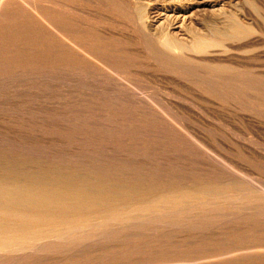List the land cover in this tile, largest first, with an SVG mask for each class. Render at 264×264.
I'll list each match as a JSON object with an SVG mask.
<instances>
[{
	"label": "bare ground",
	"instance_id": "1",
	"mask_svg": "<svg viewBox=\"0 0 264 264\" xmlns=\"http://www.w3.org/2000/svg\"><path fill=\"white\" fill-rule=\"evenodd\" d=\"M39 1H41V0H39ZM46 1H48V0H45V2ZM90 1H92V0H90ZM95 1H98V3H99V1H102V2L104 1L107 4V6H110L111 8H113L117 11L118 16L119 15L124 16V18L127 19L128 21H130L132 23L135 22L138 25L137 33L135 34V31L134 32L131 31L132 33H129L128 32L129 30L127 31L125 28L127 24H125L123 22L124 19L118 17L117 15H116L117 16L116 17L112 14H109L105 10V8L107 6L105 8H102L100 6L95 8V6H92V7L89 6L90 3H89V5L82 4L81 0H80L81 3H78V4L74 3L75 1L71 2L69 0H51V2H53L54 6H55V7H53V10H54V8L57 9V11L54 10L56 12L55 13L56 16L53 17V19L51 20V22L53 23L52 25L57 30V32L65 30L68 33H73V34L76 33L79 35L75 39H73V38L71 39V37H73V36L68 38V37L62 36V34L59 36H56V39L54 38L55 45L54 44L53 45L55 48L57 47L56 50H53V51H55V55L53 54L55 56L54 57L55 60L52 62L53 64L49 67L48 70H50V72L56 74V76L59 78V76L62 75V74H60V72H63L60 70V67L67 65V64L64 65L62 63V60H61V59H63V54L65 55V53H68L69 54L68 57H70L71 59L78 61V63H75L76 61H74V63L76 65L77 64L80 65L79 62H82L81 64L82 65L84 64L86 66H90L91 64L97 65V69H99V71H95L94 73L99 72V75L94 76V77H96V78L98 77L99 79H98V81H96L97 79L95 81L97 82V84L98 83H104L105 84L104 87H109L108 90L106 88L105 89L107 91L110 90V92L112 93V94L110 93V95H111L110 96L111 98L109 101L110 105L114 104L113 101L116 100L117 104L116 103L115 104L118 105V107H119L117 109L114 108L112 110H109V112H108L109 116L108 117L110 119L108 117H104L106 115L105 114L106 110L101 109L102 111L101 110L100 111L102 113L103 112H105V113L103 115L99 111L100 115L97 114L98 116H100L99 120H100L102 115H103L102 118L103 117L107 118V121L110 123L113 121V119L114 120L116 119L117 121L116 120L114 121L115 125L118 124V123H116V122H118V120L119 121L121 120L122 123H121V121L119 122L120 127L123 124L124 125L128 124L129 126H132L133 127L132 129H134V127H136V128L138 127V129H141L140 131H142L139 133H143V135L146 134L147 137L156 134V132L154 131L155 129H158V128L161 129V127H163V129H164V127H165L164 130H166V128L168 126H170L169 124L173 125L175 123H177V124L182 123L184 126H186L187 123L189 124V122L192 121V118L194 117V115L200 116L201 112H199V111H202V110H206L208 113L216 114V115H224V114H226V112H235L241 116L243 122H247L248 124H264V118L260 114H257L255 112H251L252 114L248 115V114L243 113L241 110H238L235 108L231 109L229 107L230 104L224 100L225 99V98H223L224 93L221 89L215 88V89H210V90L209 89L203 90L202 88L198 87L194 81H192V79L187 75V73H185V70H187V71H189L191 69L193 70L194 67H198V66H199V68L201 67L200 70L202 69V67L204 68V69H202V71H204L203 74L204 73L207 74V72H208L207 70H210L211 72H216L220 75L225 74V73H230L232 70H234L233 68H236V67H231V66H227L224 64L233 63V61L240 63L237 59L234 58L236 56V54H234V53H236L237 51H241V50L245 49L246 47H242L239 44L241 42L249 40L253 36L259 34L258 26H256L255 23L248 20L244 14L242 15L241 13L238 14V13H232V12L228 13V12H225L226 8L222 7L221 9L219 8L217 10V12L219 14H223V15H227V16L222 20L223 22L221 21L219 24H217L211 28L200 27L197 23L194 22V20L192 18L189 19V22H188L186 19V18H188V16L186 15V17H185L184 14H183L184 18L182 20L180 18L168 16L165 18L164 21H162V22L160 21L159 23H157V26L155 25L153 28L152 27L150 28L148 25L150 17L146 11L147 9H145L142 6L141 7L135 6L133 3L134 0H95ZM189 1H191V0H189ZM244 1H246L251 7H254V8H256V4H257L256 2H258V0H244ZM1 2H3V1H0V3ZM93 3H95V2H93ZM138 3L139 2H137V4ZM178 3H179V1L176 4H178ZM196 3H194V4H196ZM259 3L261 4L260 1H259ZM21 4L24 5L25 3L24 4L21 3ZM28 4H30V3H28ZM37 4H39V3H37ZM102 4H101V6H104V4L103 5ZM8 5L10 6V4H8ZM13 5L11 6V8L13 7ZM16 5L17 4H15V6ZM3 6L1 5V7H3ZM30 6H31V4H30ZM30 6H29V8H30ZM146 6H147V4H146ZM180 6H183V5L180 4ZM261 6H263V5H261ZM5 7H6V5H5ZM18 7H20V5ZM47 7H50V6H47ZM64 7L71 8L72 10H74L75 12H77L79 14L78 15L79 17L78 16L74 17V15L69 13L70 11H68ZM33 8H35V7H33ZM257 9H259V6ZM2 10H5V9L3 8ZM14 10L10 9L9 11L14 12ZM45 10H43V11L45 12ZM66 10L68 11V13ZM187 10H188V8H187ZM38 11L41 12L42 10H37V13H38ZM48 11H49V9H48ZM184 11H185V9H184ZM44 12H42V13H44ZM109 12H111V11H109ZM174 13H176V12H174ZM4 14L5 13H3V15ZM7 14H10V13H7ZM14 14H16V12L13 13V15ZM32 14H33V11H32ZM191 14H189V15L192 16ZM19 16H21V12H20ZM30 16L32 17V15H30ZM41 16H43V15L41 14ZM44 16H45V14H44ZM49 17H51V16H49ZM19 18L22 20V17H19ZM5 19L6 18H4V20ZM15 19L13 18V20H15ZM24 19H25V17H24ZM42 19H44V18L42 17ZM46 19H45V21H46ZM32 20H34V19H32ZM49 21L50 20L48 18L47 23H49ZM7 22H8V20H7ZM12 22H15V21H12ZM27 22L29 23V21H27ZM155 24H156V22H155ZM9 25H11V24H9ZM12 25L14 26L12 28H15V25L14 24H12ZM32 25H34V24H32ZM42 26H44V22H43ZM49 26H50V24H49ZM6 27H8L7 24H6ZM20 27H23V26H20ZM5 29L6 28H4V31H5ZM23 29H26V27L25 28L23 27ZM44 29L45 28H43V30ZM49 29H51V26ZM52 30L54 31V29H51V31ZM11 31H13V30H11ZM34 31H36V29ZM20 32H22V31H20ZM44 32H45V30H44ZM57 32H54V33L56 34ZM0 33L2 34L5 32L0 31ZM12 33H10V34H12ZM34 33H36V32H34ZM54 33L52 32V34H54ZM7 34H9V32L6 33V35ZM103 34H107L110 37L108 39H109V42H111V43H114L115 41L129 42L132 44L133 47H135V49L131 50V49L127 48V46H124V45H112V44L110 45L109 43H106V41H103V39H104ZM6 35L4 36V34H3V36H4V37L2 36L3 41L0 43V67L1 68L6 67L7 69L9 68V71H13L16 73L17 71L22 70V69H20L21 66L26 67L27 66L26 63L29 64V62L26 61L27 60L26 58H25L26 60L24 59L26 61L25 63L22 62L24 57L21 58L22 57L21 53H22V51H24L25 46L22 50L21 45H20V47L18 45V44H20L19 42H18V44L13 43L15 41L12 39V38H14L13 37L14 33L12 34L11 38H10V36H6ZM16 35H14V36H16ZM29 35H30V33H29ZM43 35H45V34H43ZM46 37L47 36H45V38ZM21 38L23 39V37H21ZM35 38H36V36L34 37V39ZM37 38H38V36H37ZM31 39L32 38H30L29 40H31ZM34 39H32V41ZM42 40H43V37H42ZM23 42H24V39H23ZM27 42H29V41H27ZM25 44H27V43H25ZM44 44H45V42H44ZM49 44H50V42H49ZM31 45L32 44H30V42H29V45H27V46H31ZM42 45H43V43L41 44V46ZM64 46L66 49L64 48ZM31 48H33V47L31 46ZM46 48H45L44 52L46 51ZM20 49L22 51H20ZM36 49H38V48H36ZM35 51L33 53V56L36 53ZM28 52L30 53V51H28ZM52 53L53 52L50 51V54H52ZM37 56H38V54H37ZM42 56H45V53H44V55L42 54ZM49 57L51 58V56H49ZM80 57H83L84 60L79 61ZM38 58H39V56L36 57L35 59H38ZM32 59H34V57ZM51 59H49V60H51ZM43 61H45V60H43ZM68 61H67V63H68ZM31 62H33V60ZM35 62H37V60ZM31 64L33 65V63H31ZM36 64H34V68L36 67L35 66ZM241 64H243V63H241ZM41 65L43 66V63L41 64V62H40V66ZM69 65H71V63ZM235 65H236V63H235ZM13 66H16V67H13ZM17 66L19 68H17ZM237 66L239 67L240 65H237ZM243 66L245 67V65H243ZM44 67H45V65H44ZM67 67H69V66H67ZM11 68H13V69H11ZM85 68L86 67H84L83 69H77L76 68L78 73H76V70H75V73H76V75H79L78 81L81 84L85 85L86 83H88V86H89L90 84L87 81L90 77H88L89 73L86 72L87 70ZM245 68H247V67H245ZM26 69H28V67H26ZM32 69H29V71ZM38 69L36 70L37 72H38ZM63 69H64V67H63ZM94 69H95V66H94ZM205 69H207V70L205 71ZM48 70H46V71H48ZM70 71H71L70 73H74L73 69L72 70L70 69ZM133 71H138L137 74L142 73L146 76L152 77L153 79H157L160 82H166L168 85L172 86V89H171L172 95L168 94V96L170 98H166V100H165L166 103L160 104L157 101V98L155 96L157 95V97H159V95H160L159 92L157 94H154L153 92L142 91V89L135 91L134 87H135L136 82H135V84H133L127 78V76L125 77L126 73H131ZM32 72H34V71H32ZM90 72L92 73L91 70H90ZM248 72H246L247 75H248ZM27 73H29V72H27ZM45 73L48 74L47 72H45ZM0 74H1V72H0ZM18 74H20V72ZM18 74L17 75L15 74V75L19 77L20 75H18ZM31 74H34V73H31ZM39 74L41 75L40 72L38 73V76H39ZM200 74H201V72H200ZM249 74L251 75V72H249ZM28 75L30 76V74H28ZM42 75H43V73H42ZM76 75L74 74L75 77H78ZM21 76H22L21 78L23 79L22 73H21ZM34 76L35 75H33L32 77H34ZM38 76H36L37 77L36 79H38ZM45 76L47 77V75H45ZM68 76L69 75L67 74L66 77H68ZM193 76H195V75H193ZM72 77L73 76H71L70 78H72ZM94 77H93V79H94ZM149 77H146V78L148 79ZM10 78H9V80H10ZM39 78L41 80L42 76H40ZM47 78H49V76ZM226 78H224V79L228 80V78L227 79ZM231 78L232 77H230V79ZM7 79H8V77H6V80ZM56 79H54L55 84H57L56 81H58ZM134 79H136V78H134ZM218 79H222V78H218ZM238 79H240V78H238ZM13 80L16 82L15 79H13ZM49 80H51V79H48V81ZM73 80H75V79H73ZM205 80H207V79H205ZM208 80L211 81V79H208ZM229 80L227 82H230ZM232 80H233V78L231 79V82H232ZM234 80H236V79H234ZM247 80H249V79H247ZM253 80L256 81L257 79H252V81L250 80L248 82V84L250 82H253L254 84L253 85L251 84L252 86L248 87L247 81L244 82L246 84L243 83L244 80L241 81L242 82L241 85H243V84L247 85V86H244V88L247 87V88H250V90H253L254 87L256 86V84L258 83V81H260L258 79L257 83L255 84V82ZM14 81L12 82V84L14 83ZM18 81H19V79H18ZM51 81H53V80H51ZM59 81H61V80H59ZM68 81H69V79H68ZM78 81H76V82H78ZM120 81H122V82L124 81L123 83H125V81H126V83H128V85H129L128 86L126 84L127 87H130V88L125 87L123 83H121V85H119ZM221 81H223V80H221ZM238 82H240V81H237V83ZM24 83H26V82H24ZM38 83L39 82H37V84ZM42 83H46V81H43ZM59 83H61V82H58V86H60ZM73 83H74V81H73ZM80 83H78V84L81 85ZM196 83H199V82H196ZM214 83H217V82L215 81ZM62 84H64V86L65 85L67 86V84L63 83V81H62ZM72 84L68 83V85H70V86H73ZM78 84L77 83L74 84L75 86H73V87L69 86V88H72L75 91L74 87L77 86V88H78L79 87ZM93 84H96V83H93ZM39 85L40 84H38L37 86H39ZM83 85H81V87ZM98 85H100V84H98ZM122 85H123V87H122ZM210 85H212V84H210ZM241 85H240V87H242ZM257 85H259L258 86V88H259L260 86L263 85V82L261 84L258 83ZM44 86L46 87V84H44ZM85 86H83V87L86 89ZM112 86H114V88H116L117 91L119 90V93L118 92L115 93L116 92V91H114L115 89H111ZM226 86L229 87L228 84ZM231 86L232 85H230V89H231ZM237 86L235 84V87H237ZM214 87H216V86H214ZM263 87H264V85H263ZM30 88H28V89H30ZM79 88H78V90H79ZM141 88H142V86H141ZM239 88H237L238 89L237 91L234 90L235 93L236 92L238 93ZM64 89H65V87H64ZM90 89H88V91ZM92 89L90 91H92ZM143 89H145V88H143ZM179 89L181 91L184 90L185 92H188L189 93L188 95L193 94V96H197L200 100H202L206 104H208V106H200L199 105L200 107H196V108H192L190 106H185L180 101L184 100V102L185 101H189L192 103H195V102L193 101V99L191 97H189L186 93L185 94L182 93ZM205 89H207V87ZM232 89H234V88H232ZM255 89L257 90L258 95H259L262 88L260 89V91H258L257 86H256ZM255 89H254V92L256 91ZM31 90H33V89H31ZM65 90H67V89H65ZM81 90L82 89H80V91H79L80 94L81 93L86 94L85 91L87 89L86 90L83 89V92H81ZM106 90H104V91H106ZM70 91L71 90L68 91V94ZM113 91H114V93H113ZM240 91L242 93V89ZM263 91H264V88H263ZM98 92H100V91H97V94H98ZM42 93H43V91H42ZM103 93H105V92H103ZM108 93L109 92H106V94H108ZM15 94L17 95V92H15ZM19 94H21V93H19ZM71 94H75V93H71ZM85 94H81V96L84 95L83 98H87V100H89L88 99L89 97H85ZM88 94H91V93H88ZM121 94H122L123 98H122ZM2 95H4V94H2ZM99 95H101V94L99 93ZM242 95H243V93H242ZM253 95H254V97L251 95L253 98H255L257 96V95H255V93H253ZM261 95H262V93H261ZM73 96L74 95H72V97ZM44 97H45V95H44ZM247 97L251 99L250 95L246 96V98ZM260 97L261 96H259V100L257 97H256L257 99L256 98L255 99L257 101L261 102L262 98L260 100ZM76 98H78V97H76ZM113 98H115V100H112ZM46 99H48V98H46ZM65 99H67V98H65ZM240 99H242V98H240ZM244 99H245V97H244ZM76 100L77 99L74 98V100H72V102L76 101ZM245 100H247V99H245ZM79 101H81V100H78V102ZM93 101H95V100H93ZM109 102H107L106 104H108ZM245 102H247V101H245ZM248 103H250V102H248ZM53 104H55V103H53ZM77 104H79V103H77ZM89 104H91V103H89ZM92 104H91V106H92ZM100 104H101V101H100ZM238 104H240V102H238ZM257 104H259V103L257 102ZM257 104H256V106H257ZM74 105L75 104H73V106ZM102 105L104 106V104H101V106ZM249 105H251V104H249ZM249 105H248V107H249ZM23 106H24V104H23ZM113 106H111V108H113ZM251 106H250V108L252 109L253 107H251ZM32 107H34V106H32ZM109 107L110 106L108 105L107 111H108ZM115 107H117V106H115ZM258 107H261V106H258ZM71 108H69V109H71ZM85 108H84V110H85ZM236 108H237V106H236ZM13 109H14V107H13ZM245 109H247V108H245ZM262 109H264V108H262ZM56 110H57V108H56ZM76 110H78V109H76ZM197 110H199V111H197ZM33 111L35 112L34 108H33L32 112ZM57 111H56V113H57ZM86 111H88V110H86ZM64 112L66 113V111H64ZM43 113H47V112H43ZM49 113H51V112H49ZM52 113H53V111H52ZM91 113H93V112H91ZM108 113H107V115H108ZM261 113H263V112H261ZM210 114H208V116ZM62 115H64V117H66L65 114L62 113ZM78 115H80V114H78ZM86 115L87 114H84L82 117H84ZM35 116H36V114H35ZM68 116H70V115H68ZM77 116H74L75 119ZM91 116H93V115H91ZM42 117H44V116H42ZM64 117H62V119ZM87 117H89V116H87ZM84 118H86V117H84ZM104 118H103V120H104L103 122H105ZM69 119L71 120L72 117ZM86 119H88V118H86ZM94 119H96V118H94ZM194 120L195 119H193V121ZM59 121H61V120H59ZM91 121H93V119ZM31 122H33V121H31ZM97 122H98V120H97ZM62 123H61V125L64 124V123L63 124ZM69 123H71V122H69ZM110 123L108 125H110ZM43 124L44 123H42V125ZM103 124L104 123H102V125ZM105 124H107V123H105ZM20 125H22V124H20ZM85 125H84V127H85ZM108 125H106V126L108 127ZM44 126H45V124H44ZM117 126H119V125H117ZM37 127H38V124H37ZM111 127H116V126H111ZM171 127H173V126H171ZM58 128H59V125H58ZM97 129L99 130L100 126H98ZM35 130H37V128ZM57 131H58V129H57ZM66 132H68V130ZM100 132H102V131H100ZM137 132H138V130H137ZM178 134H179V132H178ZM49 135H51V134H49ZM143 135H141V136H143ZM66 136L69 137L68 135H66ZM143 137L145 138V136H143ZM88 141H90V140H88ZM182 141H185V140H182ZM38 142H39V140H38ZM40 143H39V145H40ZM82 143H81V145H82ZM35 144H37V143H35ZM156 144H158V143H156ZM162 144H164V143H162ZM172 144H174V143H172ZM177 144H179V143H177ZM177 144H176V146H177ZM24 145L27 146V144H24ZM30 145H33V143ZM147 145H148V143H147ZM75 146H76V144H75ZM2 147H5V146L4 145L1 146V149H0V264H264V194L259 193L258 189L255 186V188L257 189V191H256L251 185L252 182L250 184V183H246V182L236 181L237 179L236 180L234 179L235 181H230L231 176H229V174L227 172L223 171L224 173L228 174L229 181H227V182L223 181L224 183L220 182V184H216V185H214V184L210 185L208 183L209 184V186H208L206 184L207 182L202 180L203 184L207 185V186H203L205 190H203L202 192L188 191V190H183L180 188H173L169 183L168 184L170 186H168V185L167 186L156 185L154 183L153 184H140V185H136V183H135V185H134V184H130V183L126 182L125 180L119 179L120 177L117 178L118 176H121L120 174L117 176L115 175L116 177H114V178L113 177L111 178L108 175H106L107 173L106 174L102 173L101 169H100L101 172L98 171L97 169H99L100 167L99 168L96 167L97 169H94V167L91 166L92 168H90V165L88 163H86V164L89 165V167L87 165H86L87 167L86 166L85 167H80V166L77 167V165H76L77 163L75 165L73 164L76 162V160L74 162L70 161V162L63 163L62 161H64V159H63L64 157L62 158L63 160H61L60 158H59L60 160L58 159V161H61L60 163L58 161H57L58 163L57 162L44 161V159H43V161H41V159H37L36 157H34L33 154H32L33 156H31V153L26 150L27 148L25 149L27 152L22 151V150L21 151L17 150L19 152H17V151L16 152H10V149L8 148V147H10V145H6V147H5L6 150H5V148L2 149ZM18 147L19 146L17 145V148ZM45 147H46V145H45ZM64 147H62V148H64ZM77 147H78V145H77ZM7 148L9 149V151H7ZM36 148H38V147H36ZM16 149L13 148L11 151L16 150ZM79 149H82V148H79ZM150 149H148V150H150ZM155 149L153 148V150H155ZM184 149L187 152L188 149L187 148H184ZM82 150H80V151H82ZM132 150H134V149H132ZM136 150H137V148H136ZM62 151H63V149H62ZM64 151H65V149H64ZM87 151H88V149H87ZM127 151H129V150H127ZM39 152H41V151H39ZM65 152H66L65 154H67V151H65ZM73 152H74V150H73ZM155 152H153V154ZM190 152H191V150H190ZM32 153H34V152H32ZM68 153H70V152H68ZM121 153H123V152H121ZM166 153H167V151H166ZM34 154H36V153H34ZM36 156H38V155L36 154ZM75 156H76V154H75ZM173 156H175V155L173 154ZM38 157L40 158V156H38ZM58 157H60V156H58ZM66 157H67V155H66ZM87 158H88V156H87ZM108 158H110V157L108 156ZM122 158H124V157H122ZM187 158H189V157H187ZM55 159H56V157H55ZM68 160H69V158H68ZM79 160H80V158H79ZM191 160L193 161V159H191ZM204 160H205V158H204ZM122 161H123V159H122ZM159 161H160V159H159ZM199 161H200V159H199ZM79 162L84 164V161L83 162L79 161ZM102 162H103V160H102ZM102 162H100V163H102ZM162 162H164V161H162ZM78 164L80 165V163H78ZM129 165H130V163H129ZM133 165H135V164H133ZM200 166H202V165H200ZM147 167H148V165H147ZM192 167H193V165H192ZM165 168H167V167H165ZM163 169H164V167H163ZM160 170H161V168H160ZM198 170L200 171V169H198ZM204 171H205V169H204ZM218 171H220V170H218ZM212 172H214V171H212ZM186 173H187V171H186ZM202 174H204V173H202ZM212 175H214V174H212ZM163 176L165 178V175H163ZM189 176H190V174H189ZM218 176L220 177V175H218ZM153 177H155V176H153ZM179 177L182 178L183 176L180 175ZM123 178L124 177H122V179ZM124 179H126V178H124ZM160 179L162 180V182L164 181L162 178H160ZM168 179H170V178H168ZM168 179L167 180L165 179V180L168 181ZM127 180H129V179H127ZM134 180L135 179H133L132 181H134ZM154 180H157V179H154ZM221 180H222V178H221ZM231 180H233V179H231ZM132 181H131V183H132ZM140 181H142V180H140ZM140 181H138V182L141 183ZM174 182L173 183L171 182V183L175 184ZM188 182H189V180H188ZM192 185H194V182ZM253 185H255V184L253 183ZM181 186L184 187L183 185H181ZM199 187H201V186H199Z\"/></svg>",
	"mask_w": 264,
	"mask_h": 264
},
{
	"label": "rangeland",
	"instance_id": "2",
	"mask_svg": "<svg viewBox=\"0 0 264 264\" xmlns=\"http://www.w3.org/2000/svg\"><path fill=\"white\" fill-rule=\"evenodd\" d=\"M0 1H3V2L0 3V12L2 13V14L0 13V16H1L0 17V28H1L0 31L1 32H5V33H2V34L0 33L1 34L0 35V43L3 41V39H2L3 34L5 36L6 33L9 32V34H7L6 36H10V38L12 37L13 33H14V35L17 34L16 36L13 35L14 38H12V39L15 40L13 43L18 44V42H19L20 44H18V45H19V47L21 45L22 50H23V48L25 46L24 51H22L20 49V51H22V53H21L22 57L21 58L24 57L23 60L26 58L27 60L26 59L25 60L29 62V64L26 63V65H27L26 67H28V69H26V67L21 66L20 69H22V70H19L16 73L13 72V71H9V68L7 69L6 67H2V68L0 67V72H1V74H0V84H1L0 85V91H1L0 92V126H1L0 127V149H1V146H3V145L5 147H6V145H10V147L12 146L11 148L8 147L10 149V152H16L17 150H20V151L21 150L22 151H26L27 150V151H29L31 153V156L34 155V157H36L37 159H41V161H43V159H44V161L57 162L58 159L60 158L61 160L64 159V161H62V162L65 163V162H70V161L74 162L76 160V162L73 163V164L75 165L77 163L76 164L77 167H79V166L80 167H85L87 165L86 163H88L90 165V168L94 167V169H97V168L100 167L97 170L100 171V172L102 170V173H104V174L107 173L106 175H108L111 178L112 177L114 178V177H116L117 175L120 174L121 176H118L117 178L120 177L119 179L125 180L126 182H128L130 184H134V185H135V183H136V185L153 184L154 183L156 185H165V186H167V185L170 186L171 185L173 188H180V189H183V190L196 191V192L197 191L198 192H202L203 190H205L203 186H207V185L209 186V184L210 185H213V184L216 185V184H220V182L222 183L223 181L224 182L229 181V178H228V174H229V176H231L230 177V181H235L237 179L236 181H240V182H246V183H250V184L252 182V184H251L252 187L256 191L258 189L259 193L264 194V124H248L247 122H243L241 116L239 114L235 113V112H226V114H224V115H216V114H210L206 110H202V111L197 110V111L201 112V115L200 116L199 115H194V117L192 118V121H190L189 124L187 123L186 126H184L182 123H178V124L175 123L177 126L175 124H173V125L169 124L170 126H168L166 128V130H164L165 127H164V129H163V127H161V129L160 128L155 129L154 131L156 132V134L147 137L146 134L143 135V133H139V132H142V131H140L141 129H138V127L137 128L134 127V129H132L133 127L129 126L128 124H125V125L123 124L120 127L119 122L121 120L120 121L118 120V122H116L118 124H116V125L114 123V121L116 119L115 120L113 119V121H112L114 124L112 122L110 123V122L107 121V118H104V117H108L109 116V113H108L109 110H112L114 108L117 109L119 107H118V105H116L117 102H116L115 98H113L112 100H115L113 102H114V104L115 103L116 104L115 105L114 104L110 105L109 101H110V98H111L110 97L111 96L110 95L111 92H110V90L107 91L109 87H104L105 86L104 83H98L101 86L97 84L96 81H98L99 78L98 77L97 78L94 77V76H98L99 75V72H96L97 74L94 73L95 71H99V69H97V65L91 64L90 66H86L84 64L82 65L81 64L82 62H79L80 65H78V64L76 65L75 63H78V61H76L74 59H71L70 57H68L69 54L65 53V55L63 54V59H61V60H62V63L64 65H66V64L67 65L60 67V70L63 71V72H60V74H62V75L59 76V78H58L56 76V74H54V73L50 72V70H48L49 67L53 64L52 62L55 60V58H54L55 57L54 56L55 55V51H53V50H56L57 47L56 48L54 47V45H55L54 38L56 39V36H59V35L62 34V36H65V37H68V38L73 36V37H71V39L72 38L75 39L79 35V34H76V33H74V34L73 33H68L65 30L57 32V30L52 25L53 23L51 22L53 17L56 16V14H55L56 12L55 11H57L56 8H54L55 11L53 10V7H55L54 3L51 2V0H48L46 2H45V0H41V1H39V0H28L29 2L27 0H26L27 2L25 0H14V1L13 0H10V1L9 0H0ZM69 1H71V2L75 1L74 3H76V4L82 2V4H84V5H89V3H90L89 6H91V7L95 6V8H97L99 6L102 7V8H105L107 6V4L104 1L103 2L99 1V3H98V1H95V0L94 1L93 0L92 1H90V0L89 1L88 0L87 1L86 0H81V2H80V0H73V1L69 0ZM136 1L139 2V3L137 4ZM178 1H179V3H178L179 5L176 4ZM192 1L194 3H196V2L197 3L194 4ZM259 1L261 2V4L259 3ZM263 1L264 0H262V1L258 0V2H256L257 3L256 4V8L251 7L244 0H240V1L239 0H191V1H189V0H184V1L183 0H144V1L143 0H134L133 3H134L135 6H139V7L142 6L145 9H147L146 11H147V13L149 14V17H150L149 18V23H148L150 28L151 27L153 28L155 25L157 26V23H159L160 21L161 22L164 21L165 18L168 17V16L169 17L180 18L182 20L184 18V15H185V17H186V15L188 16V18H186L188 22H189V19L192 18L194 20V22L197 23L200 27L211 28V27H214L215 25L219 24L227 16V15L219 14L217 12V10L219 8L221 9L222 7L226 8L225 12H228V13L232 12V13H238V14L241 13L242 15L244 14L248 20H250L251 22L255 23V25L258 26L259 34L253 36L254 38L252 37L249 40L241 42L239 45H241L242 47H246V48L241 50V51H237L236 53H234V54H236V56L234 58L237 59L240 63L233 61L234 64L233 63L224 64V65H227V66L236 67V68H233L234 70H232L230 73H225V74H221L220 75V74H218L216 72H211L210 70L205 69V71L207 70L209 72V73L207 72V74L204 73L206 75L205 76L203 74L204 71H202V69H204V68L202 67V69L200 70L201 67L199 68V66L198 67H194L193 70L192 69L189 70V71L185 70V73H187V75L192 79V81H194L195 84H197V86L202 88L203 90H208V89L210 90V89H215V88L221 89L223 91V93H224V97L223 98H225L224 100L227 103L230 104L229 107L231 109L235 108V109L241 110L243 113L248 114V115L252 114L251 112H255L257 114H260L264 118V116H263L264 115V109H262V108H264V102H263L264 101V98H263L264 97V95H263L264 94V91H263V88H264L263 87V85H264V81H263L264 80V7H263L264 6V2ZM93 2H95V3H93ZM21 3H23V4L25 3V4L22 5ZM28 3H30L31 6ZM37 3H39V4H37ZM102 3L104 4V6H101ZM8 4H10V6ZM11 4L12 5L14 4L12 8H11V6H12ZM15 4H17L16 5L17 7L20 5V7L17 8L15 6ZM146 4H147V6H146ZM180 4L183 5V6H180ZM1 5L2 6L4 5V6L1 7ZM5 5H6V7H5ZM28 5L30 6V8H29ZM261 5H263V6H261ZM32 6L35 7L36 9L33 8ZM45 6L46 7L50 6V7H47L49 9V11H48V9ZM258 6H259L260 10L257 9ZM109 7L110 6H107L106 7L107 9L105 8V10L109 14H112L114 16H116V15L118 16L117 11L115 9H113L111 7L109 8ZM3 8L5 10H2ZM64 8H66L68 11H70L69 13L73 14L74 17L75 16L77 17L79 15L77 12H75L74 10H72L69 7H64ZM187 8H188V10H187ZM10 9L14 10V12L9 11ZM184 9H185V11H184ZM37 10H42V11L41 12L38 11V13H37ZM43 10H45V12ZM32 11H33V14H32ZM68 11H67V13H68ZM109 11H111V12H109ZM15 12H16V14L13 15V13H15ZM20 12H21V16H19ZM42 12H44V13H42ZM174 12H176V13H174ZM3 13H5V14L3 15ZM7 13H10V14H7ZM41 14L43 16H41ZM44 14H45L46 17L44 16ZM189 14H191L192 16H190ZM30 15H32V17ZM49 16H51V17H49ZM19 17H22V20ZM24 17H25L26 20L24 19ZM42 17L44 19H42ZM47 17L50 20L49 23H47L48 22V18ZM118 17L124 19L123 22L125 24H127L125 28H126L127 31L129 30L128 31L129 33H132L134 31H135V34L137 33L138 25L135 22L132 23V22L128 21L127 19H125L124 16H121V15H119ZM4 18H6L8 20V22H7L6 19L4 20ZM13 18L14 19L16 18V19L13 20ZM32 19H34V20H32ZM45 19H46V21H45ZM153 19L154 20L156 19V20L154 21ZM12 21H15V22H12ZM27 21H29V23ZM43 22H44V26H42ZM155 22H156V24H155ZM6 24H7L8 27H6ZM9 24H11V25H9ZM12 24L15 25V28H12V27H14ZM32 24H34V25H32ZM49 24L51 26V29H54V31L53 30L51 31V29H49L50 28ZM20 26H23L24 28L26 27V29H23V27H20ZM4 28H6L5 31H4ZM43 28H45L44 29L45 32H44ZM35 29H36V31H34ZM11 30H13V31H11ZM20 31H22L23 33L20 32ZM34 32H36V33H34ZM41 32L43 34H45V35H43ZM52 32L53 33L57 32L58 34L54 33L55 34L54 35V34H52ZM10 33H12V34H10ZM29 33H30V35H29ZM103 35H104L103 36L104 37L103 41H106V43H109L110 45L111 44L112 45H124V46H127V48H129L131 50L135 49V47H133L132 44L129 43V42L115 41L114 43H111V42H109V39H108L110 37L107 34H103ZM33 36L34 37L36 36V38L34 39ZM37 36H38L39 39L37 38ZM45 36H47V37L45 38ZM21 37H23L24 42H23V39ZM42 37H43V40H42ZM30 38L34 39L35 41L34 40L32 41V39L29 40ZM26 40L29 41L30 44H32L31 46L33 48H31V46H27V45H29V42H27ZM44 42H45V44H44ZM49 42H50V44H49ZM25 43H27V44H25ZM42 43H43V45L41 46ZM44 47L45 48L47 47L45 52H44V50H45ZM36 48H38V49H36ZM64 48H65V46H64ZM28 51H30V53ZM34 51L36 52L35 53L36 55L34 54V56H33ZM50 51H52L53 53L50 54ZM44 53H45L46 57L42 56V54L44 55ZM37 54H38L39 58L35 59L36 57H38ZM49 56H51L52 59ZM33 57H34L35 60L32 59ZM47 57L49 59H51V60H49ZM23 60H22V62L25 63L26 61L25 60L23 61ZM32 60H33V62H31ZM36 60H37V62H35ZM43 60H45V61H43ZM64 60L65 61L69 60V61L67 63V61L65 62ZM80 60H84V58L80 57L79 61ZM74 61H76V62L74 63ZM40 62H41V64L43 63V66L41 65L43 68L40 66ZM69 62L71 63V65H69L70 64ZM31 63H33V65ZM235 63H236V65H235ZM241 63H243V64H241ZM34 64H36L35 65L36 67L38 66L37 68L35 67L36 69L34 68ZM44 65H45V67H44ZM237 65H240V66L238 67ZM243 65H245V67H247V68H245ZM67 66H69V67H67ZM94 66H95V69H94ZM13 67H16V66H13ZM63 67H64V69H63ZM84 67H86L85 68L87 70L86 72L89 73L88 77H90V78L87 81L90 84L89 86H88V83L85 84L86 86L81 84L78 81L79 80V75H76V73H78L76 68L77 69H83ZM17 68H19V67L17 66ZM38 68L40 70L41 69L42 70L40 71ZM11 69H13V68H11ZM29 69H32V70L29 71ZM37 69H38V72L36 71ZM70 69L71 70L73 69L74 73H70L71 72ZM46 70H48V71H46ZM75 70H76V73H75ZM90 70L92 71V73L94 75L90 72ZM32 71H34V72H32ZM248 71L251 72V75L249 74ZM19 72H20V74H18ZM27 72H29V73H27ZM39 72L41 73V75L39 74V76H38ZM45 72H47L48 74H46ZM200 72H201V74H200ZM246 72H248V75L246 74ZM2 73L3 74L5 73V74L3 75ZM21 73L23 75V79L21 78L22 77ZM31 73H34V74H31ZM42 73H43V75H42ZM137 73H138V71H133L131 73H126L127 75L125 74V77L127 76V78L133 84H135V82H136L134 90L137 91L139 89H142V91H149V92H153L154 94H157L159 92V94H160L159 97H157V95L155 97L157 98V101L160 104H165L166 103V101H165L166 98H170L168 96V94L172 95V90H171L172 86L168 85L166 82H160L157 79H153L152 77L146 76V75H144V74H142L140 72H139L140 74H137ZM15 74L16 75L18 74L20 76L18 77ZM28 74H30V76ZM67 74L69 75L68 77H66ZM74 74L76 76H78V77H75ZM33 75H35V76L32 77ZM45 75H47V77L49 76V78H47ZM193 75H195V76H193ZM36 76H38L39 80L36 79L37 78ZM40 76H42L41 80L39 78ZM71 76H73V77L70 78ZM236 76L238 78H240V79H238ZM6 77H8L7 80H6ZM60 77L62 79L63 78L64 79L62 80ZM93 77H94V79H93ZM146 77H149V78L147 79ZM226 77L228 78V80L230 79V77H232L233 78V80H232L233 83L231 82L232 78L229 80L230 82H227L228 80L224 79ZM9 78H10V80H9ZM134 78H136V79H134ZM218 78H222V79H218ZM246 78L249 79V80H247ZM13 79H15L16 82ZM18 79H19V81H18ZM48 79H51L53 81H51V80L48 81ZM54 79L58 80V81H56L57 84H55V80ZM68 79H69V81H68ZM73 79H75L78 82H76ZM205 79H207V80H205ZM208 79H211V81H209ZM234 79H236V80H234ZM241 79L244 80L243 83L247 81L248 87L252 86L254 84L253 82H250L248 84V82L250 80L252 81V79H257V80L259 79L260 81H258V83H260V84L263 82V85L260 86L262 88L261 89L260 87L258 88L259 85H257L258 84L257 80L256 81L253 80L255 82V84L257 83L256 86H257L258 91H260V89H261V92L259 93V95H258L257 90L255 89L256 88L255 85H254L255 87L253 86L254 89L256 90L255 92H254V89L250 90V88H247V87L244 88V86H247V85H244L246 83L241 85V83H242ZM42 80L46 81V83H42L43 82ZM59 80H61V81H59ZM221 80H223V81H221ZM13 81H14V83L12 84ZM36 81L39 82L38 84H40L41 86L40 85L37 86L38 84H37ZM62 81H63V83L67 84V86L66 85L64 86V84H62ZM73 81H74V83H73ZM215 81L217 83H214ZM237 81H240V82L237 83ZM24 82H26V83H24ZM58 82H61V83H59L60 86H58ZM75 82L77 84L80 83L81 85L85 86L87 90L83 86L81 87V85H79V84H78V86L80 87V88L78 87L79 90H78L77 86L74 87L76 92L74 91V89L69 88L70 85H68V83L69 84L73 83L72 85L75 86L74 85V84H76ZM123 82L120 81L119 85H121V83H123ZM196 82H199V83H196ZM93 83H96V84H93ZM226 83L228 84L229 87L226 86L227 85ZM44 84H46V87L44 86ZM123 84H124L125 87H127V85H128V83H126V81ZM210 84H212L213 86L210 85ZM235 84H236V86L238 85L240 87V85H241L242 87H240V88L238 86L235 87ZM230 85H232L231 89H230ZM73 86H70V87H73ZM141 86H142V88H141ZM214 86H216V87H214ZM64 87L68 91L71 90L72 91V92L70 91L71 93H75V94H71L70 92L68 94V91L65 90ZM89 87L91 89L93 88L92 91H90L91 89ZM122 87H123V85H122ZM206 87H207V89H205ZM11 88L12 89L14 88V89L12 90ZM28 88H30V89H28ZM127 88H130V87H127ZM143 88H145V89H143ZM232 88H234V89H232ZM237 88H239V91H238V93L237 92L235 93V91L238 90ZM31 89H33V90H31ZM80 89H82L81 92H83V89L86 90L85 91L86 94L85 93H81V94H85V97H89L88 98L89 100H87V98H83L84 95L81 96V94L79 92ZM88 89H90V90L88 91ZM111 89H115L114 90V91H116L115 93H117V92L119 93V90L117 91L116 88H114V86H112ZM241 89H242L243 95H242V93L240 91ZM96 90L100 91V92H98V94H97ZM104 90H106V91H104ZM42 91H43V93H42ZM114 91H113V93H114ZM15 92H17V95L15 94ZM103 92H105V93H103ZM106 92H109V93L106 94ZM181 92L184 93V94L186 93L187 95L189 94L188 92H185L184 90H182ZM19 93H21L22 95L19 94ZM88 93H91V94H88ZM99 93L101 95H99ZM253 93H255V95H257L256 97L258 98V100H259V96H261L260 97V100L262 98L261 102L257 101L256 97H255L256 99L253 98L254 97ZM261 93H262V95H261ZM2 94H4V95H2ZM248 94L250 95L252 100L250 98H248V97L246 98V96H249ZM44 95H45V97H44ZM72 95H74V96L72 97ZM121 96H122V94H121ZM188 96L191 97L195 103H192V102H189V101H185L184 102V100L180 101L185 106H190L192 108H196V107H200V106H208V104H206L204 101L200 100L197 96H193V94L192 95L190 94ZM64 97L67 98V99H65ZM76 97H78V98H76ZM244 97L247 100H245ZM46 98H48V99H46ZM74 98L77 99V100L73 101L74 102L73 103L72 100H74ZM122 98H123V96H122ZM240 98H242V99H240ZM78 100H81V101L78 102ZM93 100H95V101H93ZM100 101H101V104H104V106L103 105L101 106ZM245 101H247V102H245ZM107 102H109V103L106 104ZM238 102H240V104H238ZM241 102L242 103L244 102V103L242 104ZM248 102H250V103H248ZM257 102L259 104H257ZM53 103H55V104H53ZM77 103H79V104H77ZM89 103H91V104L93 103L92 106ZM23 104H24V106H23ZM73 104H75V105L73 106ZM249 104H251L252 106L249 105ZM256 104H257V106H256ZM108 105L110 107L108 108V111H107ZM248 105H249V107H248ZM32 106H34V107H32ZM111 106H113V108H111ZM115 106H117V107H115ZM236 106H237V108H236ZM250 106L253 107V108L251 109ZM258 106H261V107H258ZM13 107H14V109H13ZM33 108L35 109V112L34 111L32 112ZM56 108H57L58 111L56 110ZM69 108H71L72 110L69 109ZM75 108L78 109V110H76ZM84 108H85V110H84ZM245 108H247L248 110L245 109ZM101 109L106 110V113L105 112L102 113ZM86 110H88V111H86ZM52 111H53V113H52ZM56 111H57V113H56ZM64 111H66V113ZM99 111L103 115H104V113L106 115L108 113L107 116L105 115L103 117L105 119V122H103L104 120L102 118V116H103L102 114H101L102 116H101V118L99 120L100 116L97 115V114L100 115ZM43 112H47V113H43ZM49 112H51V113H49ZM91 112H93V113H91ZM261 112H263V113H261ZM62 113L65 114L66 117H64V115H62ZM35 114H36V116H35ZM78 114H80V115H78ZM84 114H87L84 117L88 118L89 120L84 118V117H82ZM208 114H210V115L208 116ZM68 115H70V116H68ZM91 115H93V116H91ZM42 116H44V117H42ZM74 116H77L76 119H75ZM87 116H89L90 118L87 117ZM62 117H64V118L62 119ZM71 117H72V119L70 120L69 118H71ZM94 118H96V119H94ZM92 119H93V121H91ZM193 119H195V120L193 121ZM59 120H61V121H59ZM97 120H98V122H97ZM31 121H33V122H31ZM69 122H71L72 124L69 123ZM42 123H44L45 126H44V124L42 125ZM61 123L63 125H61ZM102 123H104V124L102 125ZM105 123H107V124H105ZM109 123H110V125H108ZM121 123H122V121H121ZM20 124H22V125H20ZM37 124H38V127H37ZM58 125H59V128H58ZM84 125H85V127H84ZM106 125H108L109 128ZM117 125H119V126H117ZM68 126L69 127L71 126V127L69 128ZM98 126H100L99 130L97 129ZM111 126H116V127H111ZM171 126H173V127H171ZM36 128H37V130H35ZM57 129H58V131H57ZM67 130H68V132H66ZM137 130H138V132H137ZM100 131H102V132H100ZM178 132H179V134H178ZM48 133L51 134V135H49ZM65 134L68 135L69 137H67ZM141 135L145 136L146 139L143 136H141ZM38 140H39V142H38ZM88 140H90V141H88ZM182 140H185V141H182ZM32 143H33V145H30ZM35 143H37L38 145L40 143V145L38 146ZM81 143H82V145H81ZM147 143H148V145H147ZM156 143H158V144H156ZM162 143H164V144H162ZM172 143H174V144H172ZM177 143H179L180 145L177 144ZM24 144H27L28 147L26 145H24ZM75 144H76V146H75ZM176 144H177V146H176ZM17 145L19 146L18 148H17ZM45 145H46V147H45ZM77 145H78V147H77ZM5 147H2V149L5 148ZM36 147H38V148H36ZM62 147H64V148H62ZM8 148H7V151H9ZM13 148L14 149L17 148V149L11 151ZM79 148H82L83 150L79 149ZM131 148L134 149V150H132ZM136 148H137V150H136ZM153 148L154 149L156 148V149L153 150ZM184 148L188 149V150L186 149L187 152L185 151ZM62 149H63V151H62ZM64 149H65V151H67V154H65L66 152L64 151ZM87 149H88V151H87ZM148 149H150V150H148ZM5 150H6V148H5ZM73 150H74V152H73ZM80 150H82V151H80ZM127 150H129V151H127ZM190 150H191V152H190ZM39 151H41V152H39ZM166 151H167V153H166ZM17 152H19V151H17ZM32 152L36 153L38 156H40V158L38 156H36V154H34ZM68 152H70V153H68ZM121 152H123V153H121ZM153 152H155V153L153 154ZM75 154H76V156H75ZM173 154L175 156H173ZM66 155H67V157H66ZM58 156H60V157H58ZM87 156H88V158H87ZM108 156L110 158H108ZM55 157H56V159H55ZM122 157H124V158H122ZM187 157H189V158H187ZM68 158H69V160H68ZM79 158H80V160H79ZM204 158H205V160H204ZM122 159H123V161H122ZM159 159H160V161H159ZM191 159H193L194 162ZM199 159H200V161H199ZM102 160H103V162H102ZM79 161H82V162L84 161L85 165L83 163L79 162ZM162 161H164V162H162ZM58 162L60 163L61 161H58ZM100 162H102V163H100ZM78 163H80V165ZM129 163H130V165H129ZM133 164H135V165H133ZM89 165H87V166L89 167ZM147 165H148V167H147ZM192 165H193V167H192ZM200 165H202V166H200ZM163 167H164V169H163ZM165 167H167V168H165ZM160 168H161V170H160ZM198 169H200V171ZM204 169H205V171L208 169L206 171L207 173L204 171ZM211 170L214 171V172H212ZM218 170H220V171H218ZM186 171H187V173H186ZM223 171L227 172L228 174L224 173ZM202 173H204V174H202ZM189 174H190L191 177L189 176ZM212 174H214L215 176L212 175ZM163 175H165V178H164ZM178 175L179 176L182 175L183 177L181 178ZM218 175H220V177ZM153 176H155V177H153ZM122 177H124L126 179H124V178L122 179ZM160 178H162L164 181L162 182V180ZM168 178H170V179H168ZM221 178H222V180H221ZM127 179H129V180L131 179V180L129 181ZM133 179H135V180L132 181ZM154 179H157V180H154ZM165 179L166 180L168 179V181H166ZM231 179H233V180H231ZM140 180H142L143 182L140 181ZM188 180H189V182H188ZM202 180L206 181L207 183L206 182L205 183L207 185L206 184L204 185ZM131 181H132V183H131ZM138 181H140L141 183H139ZM192 181L194 182L195 186L192 185L193 184ZM171 182L172 183L174 182L175 184H172ZM253 183L255 185H253ZM181 185H183L184 187H182ZM199 186H201L202 188L199 187ZM255 186H256L257 189L255 188Z\"/></svg>",
	"mask_w": 264,
	"mask_h": 264
}]
</instances>
